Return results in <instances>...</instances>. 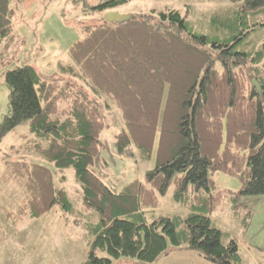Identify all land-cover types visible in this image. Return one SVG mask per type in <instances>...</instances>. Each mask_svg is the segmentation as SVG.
Wrapping results in <instances>:
<instances>
[{
  "label": "trees",
  "instance_id": "obj_1",
  "mask_svg": "<svg viewBox=\"0 0 264 264\" xmlns=\"http://www.w3.org/2000/svg\"><path fill=\"white\" fill-rule=\"evenodd\" d=\"M25 1L0 0V62L22 41L16 23L24 19ZM83 1L87 14L95 15L130 0ZM229 1L237 4L231 12L210 13L209 36L195 30L188 13L167 7L133 14L121 24L106 22L103 15L84 23L83 36L69 48V63L61 69L71 81L62 85L40 78L27 63L4 72L9 93L0 139L29 122L39 141L27 149L57 169L72 167L81 202L97 217L83 264H111L118 257L151 262L170 244L197 250L213 264H243L236 240L217 229L209 215L229 201L238 208L241 198L264 195V43L253 53L235 48L264 26V20L250 22L264 10V0ZM89 90L103 95L104 103ZM109 103L123 122L114 136L116 155L134 162L137 154L144 162L153 159L141 179L120 187L108 180L110 167L99 143L100 131L108 127ZM3 160L0 177L18 179L26 192L21 205L5 213L12 223L54 207L73 212L53 169L25 159ZM215 173L233 177L239 188H219ZM170 187L188 213L146 222L147 209L159 207ZM250 216L249 210L244 213L243 228Z\"/></svg>",
  "mask_w": 264,
  "mask_h": 264
},
{
  "label": "rangeland",
  "instance_id": "obj_2",
  "mask_svg": "<svg viewBox=\"0 0 264 264\" xmlns=\"http://www.w3.org/2000/svg\"><path fill=\"white\" fill-rule=\"evenodd\" d=\"M92 1V2H91ZM98 0H88L93 5ZM234 2L229 0H130L118 6L114 11L122 14H140L152 8L178 9L182 14L188 13L187 18L192 26L209 36L213 34L210 13L215 10L231 12L235 8ZM89 9L83 0H37L29 7L24 19L16 23L17 34L21 37L0 62V122L8 109V89L4 84V72L21 63H27L36 68L40 78L57 81L62 85L71 78L61 71L69 63L68 50L73 42L83 36L84 23L98 20L103 13L89 15ZM224 14L220 19L226 18ZM264 20V10L250 22ZM193 28V30H194ZM194 30V31H195ZM264 43V26H258L250 31L236 45L241 52L253 53ZM78 82V81H77ZM90 95L101 103L105 101L103 95ZM67 102L62 105L65 107ZM63 107V108H64ZM108 127L100 131L99 143L106 157L110 170L108 180L118 187L136 178L141 179L149 167H153V159L144 162L137 154L136 160L116 155L114 150V136L122 128L120 113L109 103L105 106ZM39 137L30 130L29 122H23L9 131L0 139V176L4 175L3 159H25L47 165L53 169V180L57 187L67 192L72 202L73 212L64 214L59 207H54L39 217L26 216L22 221L12 223L6 218V212H13L26 196L23 182L16 179L4 180L0 177V264H83L91 250L92 236L89 227L97 222L94 211L86 209L81 202L82 190L75 177L72 167L57 169L53 163L39 154L30 151ZM37 142V141H36ZM45 142H42L44 146ZM215 184L222 189L237 190L239 182L228 174L215 173ZM174 188L161 197L159 207L149 208L146 222L157 219L161 215L179 213L185 215L188 210L182 203L176 201ZM241 204L234 208L231 201L223 209L213 211L209 218L213 225L222 230L230 238L236 240L238 254L243 264H264V195H250L241 198ZM251 212L248 225L243 228L244 213ZM100 254V253H98ZM111 264H213L207 261L199 251H194L186 245L175 247L171 244L160 257L151 262H144L132 257H118Z\"/></svg>",
  "mask_w": 264,
  "mask_h": 264
},
{
  "label": "water",
  "instance_id": "obj_3",
  "mask_svg": "<svg viewBox=\"0 0 264 264\" xmlns=\"http://www.w3.org/2000/svg\"><path fill=\"white\" fill-rule=\"evenodd\" d=\"M131 18H133V14H122L120 12L116 11H106L103 15V19L107 22L121 24L124 22L129 21ZM255 87H258V82L255 80H252Z\"/></svg>",
  "mask_w": 264,
  "mask_h": 264
},
{
  "label": "crops",
  "instance_id": "obj_4",
  "mask_svg": "<svg viewBox=\"0 0 264 264\" xmlns=\"http://www.w3.org/2000/svg\"><path fill=\"white\" fill-rule=\"evenodd\" d=\"M35 1L37 0H26L25 1V5H24V11L27 13V10L29 9V7L33 6V3H35Z\"/></svg>",
  "mask_w": 264,
  "mask_h": 264
}]
</instances>
